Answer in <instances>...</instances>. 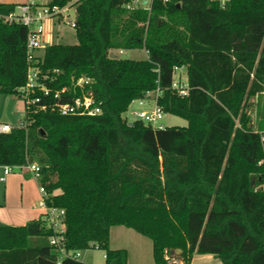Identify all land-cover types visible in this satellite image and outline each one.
Returning a JSON list of instances; mask_svg holds the SVG:
<instances>
[{
	"label": "trees",
	"instance_id": "obj_1",
	"mask_svg": "<svg viewBox=\"0 0 264 264\" xmlns=\"http://www.w3.org/2000/svg\"><path fill=\"white\" fill-rule=\"evenodd\" d=\"M131 1L80 0L77 43L47 45L37 59L51 91L42 104L71 103L82 93L72 80L86 78L101 113L25 110L20 126L0 133V166L38 165L46 207L65 212L67 251L93 244L104 264H127L125 250L109 247L110 228L123 226L151 240L154 264H190L194 253L264 264V0H153L150 10H128ZM15 7L0 4V15ZM26 36L0 19L2 95L18 97L26 82ZM141 49L144 60L109 57ZM176 68L185 69L184 95L173 88ZM145 98L187 125L129 126L123 113ZM193 217L222 249L190 245ZM51 235L42 219L0 225V264H83L61 259Z\"/></svg>",
	"mask_w": 264,
	"mask_h": 264
},
{
	"label": "built area",
	"instance_id": "obj_2",
	"mask_svg": "<svg viewBox=\"0 0 264 264\" xmlns=\"http://www.w3.org/2000/svg\"><path fill=\"white\" fill-rule=\"evenodd\" d=\"M80 0H66L63 6L49 5L48 2L43 4H37L36 2H29L22 5H16L14 11L7 15H0V19L7 24H20L26 27V59L28 62V69L26 75V82L23 86L17 89L18 97L22 100L25 110L31 109L34 112L45 111L48 107L52 110H56L58 114L62 116H96L101 113L99 105L94 103L92 93L90 91H84V88L90 84L89 79L79 78L72 80L71 86L79 88L82 93L81 96L75 98L71 103L64 104H42V97H47L51 94L50 89L44 85V81L47 80L46 75H42L39 68L36 66L38 63L39 51L47 45H51L53 36V27L56 25H66L70 29H75V7ZM145 1V3H144ZM163 3L168 0H162ZM223 4L224 0H220ZM153 0H132L125 5L126 9L131 10L137 7H145L150 10ZM73 11V20H69V15ZM120 53L122 51H119ZM180 69L174 70L173 79L175 73ZM177 76V75H176ZM179 78V77H178ZM180 80V79H179ZM180 82V81H179ZM173 88L178 89L181 95L185 94V84L173 81ZM66 91L63 88L60 91L54 92L53 97L59 98L61 94ZM40 94V95H39ZM153 102V106L147 109H142L135 113L138 120L143 121L145 124L152 127V129H162V125L158 124L164 116L162 110L156 105L155 98H145L134 101L140 107H146L147 103ZM133 103V102H132ZM12 126L8 124H0V133H8ZM26 171L30 173L35 179L39 178V167L36 164H27L22 167H9L4 166V174H8L14 171ZM39 192L41 193V207L44 209L42 221L52 231V235L49 237V244L56 249L60 254L61 259L69 258L77 260L80 252L67 251L64 247V233H65V212L60 208H48L44 203L45 190L39 185ZM92 249H97L93 244L90 245ZM59 263V262H58Z\"/></svg>",
	"mask_w": 264,
	"mask_h": 264
},
{
	"label": "crops",
	"instance_id": "obj_3",
	"mask_svg": "<svg viewBox=\"0 0 264 264\" xmlns=\"http://www.w3.org/2000/svg\"><path fill=\"white\" fill-rule=\"evenodd\" d=\"M0 4L22 5L26 4V0H0ZM142 51L145 54L144 59H146L147 53L144 50ZM179 71L182 73L181 77L185 84V69H180ZM147 107H149V102L147 103ZM41 199L42 196L39 192L38 181L30 173L18 170L4 174V167L0 166L1 226L19 227L25 225L28 221L41 219L44 214V209L41 207ZM29 244L33 247L42 246L45 244V240L33 238L30 240ZM109 247L112 250H125L127 254V264H154L151 240L132 229L123 226L111 227L109 230ZM95 250L100 251L98 249ZM86 251L80 252L77 261L83 264H96L92 258H81L85 256ZM100 252L104 259L103 252ZM178 254L179 251H173L171 253L173 257H177ZM104 262L102 264H104ZM190 264L222 263L212 254L194 253L191 257Z\"/></svg>",
	"mask_w": 264,
	"mask_h": 264
},
{
	"label": "rangeland",
	"instance_id": "obj_4",
	"mask_svg": "<svg viewBox=\"0 0 264 264\" xmlns=\"http://www.w3.org/2000/svg\"><path fill=\"white\" fill-rule=\"evenodd\" d=\"M37 2L39 4L44 2H49L50 0H26L27 2ZM73 11L69 15V20H73ZM53 39L54 44H64V45H75L77 43L74 30L70 29L66 25H56L53 27ZM39 56H42L43 51H39ZM114 55L117 58L121 59H132V60H144L145 54L142 50H129L126 52H114ZM175 78L173 79L174 83L177 82L178 86L180 83H184L182 73L177 71L175 73ZM179 77V78H178ZM180 79V80H179ZM180 81V82H179ZM153 106V102L150 100L149 107H140L138 104L133 102L127 112L126 119L129 123H132L134 120H138L134 115V112L137 113L142 109H147ZM24 105L20 98L17 96H8L0 94V124H8L12 127L20 126L22 119L24 117ZM251 117L254 119V111L251 110ZM159 125L162 127H185L187 125L186 121L169 114H164L163 118L158 121ZM208 220V219H207ZM203 221L193 217L190 222V235L189 243L196 250L200 249H209V250H219L223 248V244L215 238H207L202 234ZM238 231L237 229L234 232ZM234 236V234H233ZM92 258L96 264H102L104 259L102 258V253L95 249H88L85 252V256L81 258Z\"/></svg>",
	"mask_w": 264,
	"mask_h": 264
},
{
	"label": "water",
	"instance_id": "obj_5",
	"mask_svg": "<svg viewBox=\"0 0 264 264\" xmlns=\"http://www.w3.org/2000/svg\"><path fill=\"white\" fill-rule=\"evenodd\" d=\"M144 3H145V1H144ZM109 57L110 58H113L114 57V54L113 53H109ZM126 116H127L126 113H123L122 117L125 118ZM128 125L129 126H132V123H129Z\"/></svg>",
	"mask_w": 264,
	"mask_h": 264
}]
</instances>
